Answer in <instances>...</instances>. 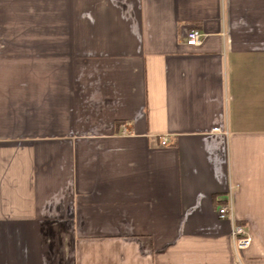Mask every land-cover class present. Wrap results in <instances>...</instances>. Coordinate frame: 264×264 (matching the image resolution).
<instances>
[{
	"label": "crops",
	"instance_id": "1",
	"mask_svg": "<svg viewBox=\"0 0 264 264\" xmlns=\"http://www.w3.org/2000/svg\"><path fill=\"white\" fill-rule=\"evenodd\" d=\"M0 264H264V0H0Z\"/></svg>",
	"mask_w": 264,
	"mask_h": 264
},
{
	"label": "built area",
	"instance_id": "2",
	"mask_svg": "<svg viewBox=\"0 0 264 264\" xmlns=\"http://www.w3.org/2000/svg\"><path fill=\"white\" fill-rule=\"evenodd\" d=\"M202 33L197 27L190 28L186 33V45L189 47L197 46L201 43ZM161 145L167 144V139L161 137ZM216 213L219 219H229L233 217L232 206L229 202H220L216 206ZM230 235L233 237L236 249H244L251 243V236L244 225L233 223Z\"/></svg>",
	"mask_w": 264,
	"mask_h": 264
}]
</instances>
